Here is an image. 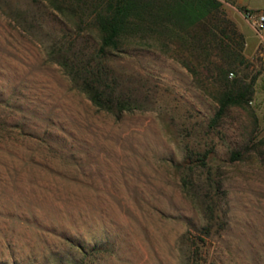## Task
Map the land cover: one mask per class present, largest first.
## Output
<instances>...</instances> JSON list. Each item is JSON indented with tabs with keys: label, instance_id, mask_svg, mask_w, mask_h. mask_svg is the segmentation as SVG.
Segmentation results:
<instances>
[{
	"label": "rangeland",
	"instance_id": "374dc122",
	"mask_svg": "<svg viewBox=\"0 0 264 264\" xmlns=\"http://www.w3.org/2000/svg\"><path fill=\"white\" fill-rule=\"evenodd\" d=\"M221 1L237 25L243 9ZM97 44L46 0H0V264H264V41L239 73L261 72L257 121L233 108L217 127L215 101L163 52L109 57L138 107H96L59 52L91 56ZM206 152L208 167L189 173ZM210 197L206 236L199 200Z\"/></svg>",
	"mask_w": 264,
	"mask_h": 264
},
{
	"label": "trees",
	"instance_id": "16d2710c",
	"mask_svg": "<svg viewBox=\"0 0 264 264\" xmlns=\"http://www.w3.org/2000/svg\"><path fill=\"white\" fill-rule=\"evenodd\" d=\"M46 1L56 13L73 22L79 35L87 30L98 35L95 54L78 53L71 58L60 49L59 55L75 88L99 109L117 116L137 109V102L118 92L120 84L106 61L114 54L139 49L163 52L181 62L199 89L217 104L212 127L219 126L233 108L249 111L257 121L251 103L261 72L251 78L239 75L252 64L244 55L245 36L229 18L221 0ZM209 155L206 152L187 162V171L206 169ZM243 157V152L232 153V161ZM183 182L190 193L193 182L187 177ZM199 201L209 221L205 227L208 236L215 202L211 197Z\"/></svg>",
	"mask_w": 264,
	"mask_h": 264
},
{
	"label": "crops",
	"instance_id": "0c3cea01",
	"mask_svg": "<svg viewBox=\"0 0 264 264\" xmlns=\"http://www.w3.org/2000/svg\"><path fill=\"white\" fill-rule=\"evenodd\" d=\"M236 5L240 6L241 8H244L243 11L237 10L238 14H237L235 20H236L237 26L239 27V30L245 36V39H246L245 53L247 54V56L255 55L258 52V50L262 44V41L260 40L259 35H258L255 27L251 23V21L246 18L245 13L247 11H253V12L264 11V4L255 5V4L247 3V2L242 1V0H237ZM243 26L249 27L255 34L256 41H254V43H252V45L249 43V37L247 36V33L244 30ZM249 47L253 48L251 54L247 53V50Z\"/></svg>",
	"mask_w": 264,
	"mask_h": 264
},
{
	"label": "built area",
	"instance_id": "2783aa9c",
	"mask_svg": "<svg viewBox=\"0 0 264 264\" xmlns=\"http://www.w3.org/2000/svg\"><path fill=\"white\" fill-rule=\"evenodd\" d=\"M245 15L246 18L250 20L253 26L255 27L259 38L264 41V11H247Z\"/></svg>",
	"mask_w": 264,
	"mask_h": 264
}]
</instances>
